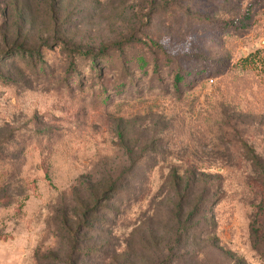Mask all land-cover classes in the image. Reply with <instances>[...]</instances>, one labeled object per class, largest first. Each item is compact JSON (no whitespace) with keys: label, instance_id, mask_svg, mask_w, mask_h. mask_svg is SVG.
Listing matches in <instances>:
<instances>
[{"label":"rangeland","instance_id":"rangeland-1","mask_svg":"<svg viewBox=\"0 0 264 264\" xmlns=\"http://www.w3.org/2000/svg\"><path fill=\"white\" fill-rule=\"evenodd\" d=\"M253 226L264 0H0V264H264Z\"/></svg>","mask_w":264,"mask_h":264},{"label":"trees","instance_id":"trees-1","mask_svg":"<svg viewBox=\"0 0 264 264\" xmlns=\"http://www.w3.org/2000/svg\"><path fill=\"white\" fill-rule=\"evenodd\" d=\"M243 18H240L238 20H233L234 23H240L241 20ZM240 26V25H239ZM123 48H120V49H117V50H122ZM21 51L20 48L17 49L16 52H19ZM81 54V52L79 53ZM83 55H86V53H82ZM72 61L70 63V68L69 70H72L75 68L74 66V57L71 58ZM150 59H147L144 57V55L142 54H138V55H135V56H132L130 58H126L125 59V63L128 65V64H132V63H135V65L137 66V68L140 70V71H143L145 68H147V66H149L151 63H150ZM153 61V64H154V67H153V71H152V74H159V65L157 63L156 60H152ZM123 62V60H122ZM181 68H178L179 71H177L176 73V76L174 78V89L176 92L179 91V84H181L182 82H184V78H185V74H183L181 71H180ZM207 69L206 68H203L202 70L199 69L198 70V74H202V71H206ZM255 182V181H254ZM252 231H253V236L255 237V240H256V244H257V247L260 248L262 246H264V232L262 233V229L261 228H258V227H255L253 226L252 228ZM74 264V263H73Z\"/></svg>","mask_w":264,"mask_h":264}]
</instances>
